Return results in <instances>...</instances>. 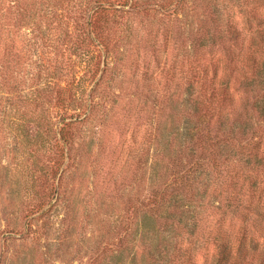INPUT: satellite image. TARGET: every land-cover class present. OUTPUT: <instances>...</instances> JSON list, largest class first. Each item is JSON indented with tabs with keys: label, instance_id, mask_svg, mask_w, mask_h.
Returning <instances> with one entry per match:
<instances>
[{
	"label": "rangeland",
	"instance_id": "rangeland-1",
	"mask_svg": "<svg viewBox=\"0 0 264 264\" xmlns=\"http://www.w3.org/2000/svg\"><path fill=\"white\" fill-rule=\"evenodd\" d=\"M93 1L4 0L1 7L0 264H178L177 244L190 248L184 232L197 234L202 219L206 230L197 248L211 249L210 194L218 181L202 188L191 218L161 238L165 250L156 260L142 262L141 243L123 254L116 244L131 199L147 198L162 183L151 181L152 156L162 149L159 140L180 103L175 98L166 110L163 97H181L182 78L193 77L202 58L218 49V11L228 27L231 13L244 12L247 0H132L107 12L109 53L86 38ZM60 15L70 23L59 22ZM12 40L15 60L8 51ZM57 82L77 92L76 113L89 110L74 129L71 165L67 161L57 178L59 198L37 213L55 184L48 172L57 144L51 104L39 94ZM166 168L161 161L159 172Z\"/></svg>",
	"mask_w": 264,
	"mask_h": 264
},
{
	"label": "trees",
	"instance_id": "trees-1",
	"mask_svg": "<svg viewBox=\"0 0 264 264\" xmlns=\"http://www.w3.org/2000/svg\"><path fill=\"white\" fill-rule=\"evenodd\" d=\"M131 1L94 0L87 15L86 38L100 41L108 52L107 12L126 8ZM3 5L0 0V59L5 48ZM245 8L231 13L228 27L221 24L218 11L213 40L218 49L209 60L202 58L193 77L182 78L181 97L172 93L163 97L166 110L172 111L175 98L180 103L177 115H170L177 119L165 127L164 138L159 140L162 149L157 148L152 156L151 181L155 184L158 178L162 183L153 186L147 198L129 202L127 227L116 244L121 254L141 243L142 262L156 260L165 250L161 238L190 219L197 199L204 196L202 188L207 190L218 181L210 194L213 211L207 235L211 249L208 252L205 247L202 252L197 248L200 234L206 230L202 219L196 222L197 234L191 228L184 232L192 238L186 243L190 248L183 249V241L177 244L178 264H264V0H247ZM59 18V22L70 23L67 15ZM13 43L8 51L15 60ZM94 88L87 96L90 107L95 104ZM42 98L51 104L57 144L55 163L48 172L55 184L51 195L38 204L37 213L59 198L62 176L57 178L67 161L66 167L71 165L74 129L89 110L76 113L77 92L69 82H57L51 90L40 92ZM163 160L167 168L160 173Z\"/></svg>",
	"mask_w": 264,
	"mask_h": 264
}]
</instances>
